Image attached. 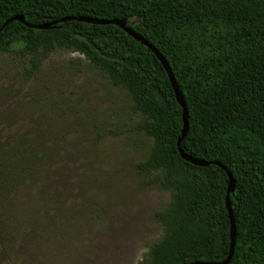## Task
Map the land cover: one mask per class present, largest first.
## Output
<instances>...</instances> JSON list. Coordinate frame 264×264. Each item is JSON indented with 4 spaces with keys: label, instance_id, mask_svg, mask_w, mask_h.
Returning a JSON list of instances; mask_svg holds the SVG:
<instances>
[{
    "label": "trees",
    "instance_id": "obj_1",
    "mask_svg": "<svg viewBox=\"0 0 264 264\" xmlns=\"http://www.w3.org/2000/svg\"><path fill=\"white\" fill-rule=\"evenodd\" d=\"M0 52L17 47L36 68L56 49L82 55L123 88L135 125L150 140L136 164L147 183L169 193L154 212L161 237L134 264L218 263L229 249L227 176L234 226L228 264H264V0H0ZM124 20L164 59L185 108L175 101L160 62L118 26L64 18Z\"/></svg>",
    "mask_w": 264,
    "mask_h": 264
},
{
    "label": "rangeland",
    "instance_id": "obj_2",
    "mask_svg": "<svg viewBox=\"0 0 264 264\" xmlns=\"http://www.w3.org/2000/svg\"><path fill=\"white\" fill-rule=\"evenodd\" d=\"M126 91L80 54L0 52V264H134L169 193Z\"/></svg>",
    "mask_w": 264,
    "mask_h": 264
},
{
    "label": "water",
    "instance_id": "obj_3",
    "mask_svg": "<svg viewBox=\"0 0 264 264\" xmlns=\"http://www.w3.org/2000/svg\"><path fill=\"white\" fill-rule=\"evenodd\" d=\"M64 20H77V21H81V22H87V23H91V24H111V25H115L118 26L122 31H124L126 34H128L133 40L139 42L140 44H142L146 49H148L152 54H154V56L157 58V60L160 62L162 68L164 69L168 81L170 83V86L172 88L173 94H174V98L175 101L179 104V106L182 109V130H181V134L177 139L176 142V148H177V152L179 157L184 160L185 162H188L194 166H206L208 164H216L215 162H204V161H197L195 159H193L190 156H187L186 154H184L182 152V150L179 147V142L181 141V139L183 138L185 132H186V128H187V124H186V120H185V108L184 105L182 103V99L180 97V94L178 92V89L175 85L174 79L171 75V72L166 64V62L164 61V59L162 58V56L149 44L147 43L143 38H141L140 36H138L135 32L131 31L128 27H126V22L124 20H111V21H103V20H95V19H91V18H73V17H68V18H64L61 21ZM12 21H16V22H20L21 24L30 27V28H35V29H40V30H46L48 29L51 25L57 23V22H51V23H47V24H39V25H29L26 24L22 18V16L19 15H14L11 18H9L8 20H6L1 26H0V31L1 29L6 26L8 23L12 22ZM219 168H221L226 176H227V188H226V194H225V199H224V206L225 209L227 211L228 214V219H229V239H230V243H229V249H228V254L227 257L225 258V260H223L222 262H218V263H212V262H195V263H191V264H228L231 254H232V247H233V239H234V226H233V222H232V218H231V211H230V207H229V202H228V195L230 193L233 192L234 189V185H233V180L231 178V175L226 171V169L223 166L218 165Z\"/></svg>",
    "mask_w": 264,
    "mask_h": 264
}]
</instances>
